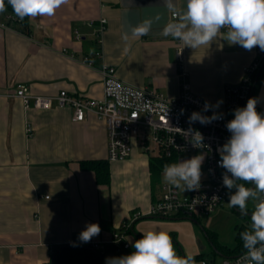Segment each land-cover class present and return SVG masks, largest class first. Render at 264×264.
Returning <instances> with one entry per match:
<instances>
[{"label": "crops", "instance_id": "0c3cea01", "mask_svg": "<svg viewBox=\"0 0 264 264\" xmlns=\"http://www.w3.org/2000/svg\"><path fill=\"white\" fill-rule=\"evenodd\" d=\"M174 2L178 8L185 4ZM158 15L161 20L155 21ZM172 15L164 0H68L52 17H29L30 35L4 25L0 16V264H51L57 247L82 244L78 236L87 223L99 224L98 251L105 258L131 253L145 231L163 230L178 255H191L196 264L213 259L205 253V233L194 217L131 220L134 212L145 215L163 186L171 185L157 160L174 158L177 163L195 155L161 158L147 152L137 138L129 159L109 162L106 124L92 113L84 122H74L72 108L54 103L40 110L31 101L27 109L15 95L24 85L37 97H56L65 90L99 100L104 97L102 66L107 64L126 84L177 98L180 50L192 92L213 105L222 100L218 109L223 112L227 84L240 83L259 47L245 50L220 35L211 45L193 50L161 34L167 22L176 20ZM102 18L108 24L101 43L104 57L97 61L95 30ZM146 19L154 21L151 31L131 37L130 28ZM85 58L93 59V65ZM255 86L252 97L258 99L257 111L264 113V65ZM89 160L109 163L108 184L82 168ZM205 178L202 164L201 180ZM127 223L130 249L117 250L108 241Z\"/></svg>", "mask_w": 264, "mask_h": 264}, {"label": "clouds", "instance_id": "9594fccd", "mask_svg": "<svg viewBox=\"0 0 264 264\" xmlns=\"http://www.w3.org/2000/svg\"><path fill=\"white\" fill-rule=\"evenodd\" d=\"M68 0H7L14 13L20 18L52 17L57 9ZM164 7L177 17L162 29V35L171 36L193 50L211 45L218 36L229 45H239L245 50L259 47L264 51V0H185L178 8L174 0H164ZM6 11L4 0H0V13ZM161 17H155L160 21ZM153 19H146L130 28L133 38L147 35ZM222 33V30H225ZM129 39V33L123 35ZM207 101L204 111L219 108ZM258 99L249 98L246 106L233 111L234 118L226 123L231 133L227 141L217 151L220 155L218 166L225 171L222 184L228 190V205L239 210L241 215H249V201H255L250 213V230L240 233L243 247L247 250L244 259L247 264H264V113L257 111ZM183 113V110H181ZM222 118L213 112L212 116L193 112L188 123L210 124ZM185 139L195 148L204 146L201 132L193 128L183 131ZM203 154L195 155L177 163L163 166L164 180L176 188L193 191L200 188ZM243 183H240V182ZM252 184L254 187H246ZM214 198H216L214 196ZM101 228L98 223H87L79 233L78 240L88 243L98 236ZM71 243V242H70ZM134 249L127 255L106 258V264H196L191 255L180 256L168 232L148 230L132 244Z\"/></svg>", "mask_w": 264, "mask_h": 264}, {"label": "built area", "instance_id": "2783aa9c", "mask_svg": "<svg viewBox=\"0 0 264 264\" xmlns=\"http://www.w3.org/2000/svg\"><path fill=\"white\" fill-rule=\"evenodd\" d=\"M172 16L177 19L176 16ZM3 24L6 25L5 22ZM107 24L108 21L102 18L95 30L98 50L94 59L97 61L104 57L101 43ZM224 31L226 29L222 30ZM74 36L77 40L82 39V35L77 31L74 32ZM177 59L181 89L177 98H170L158 90L141 89L126 84L117 76L116 68L107 64L102 66L104 97L99 100L77 96L65 90L60 91L56 97H37L30 94L28 87L24 85H19L15 92L27 109L31 101L34 108L40 110L50 109L56 103L62 107L72 108L74 122H84L87 113H92L98 121H103L107 127L109 162L129 159L132 142L137 138L141 140V145L147 152L161 158L187 157L201 153L205 156L203 167L206 178L201 180L198 190L184 192L174 186L164 185L162 195L145 215L140 212L132 214L133 222L146 217L161 219L186 216L198 219L214 213L229 199L228 190L222 184V174L225 170L218 166L220 155L217 149L231 135L226 123L234 118L233 111L238 107L246 106L248 99L252 97L256 77L264 63V51L257 49L255 60L245 68L240 83L227 84L223 112L218 108L204 111L206 100L196 96L190 89L180 50ZM84 60L93 65V59V61L90 58ZM208 103L213 105L211 102ZM194 111L201 112L205 116H212L213 112H217L222 114V118L210 124H201L197 121L190 125L188 118ZM190 127L202 133L204 137L202 148L193 147L185 139L183 131H187ZM251 187L254 186L251 184ZM131 223L123 225L111 234L112 237L108 242L115 249H130ZM101 244L96 236L90 242L82 243L94 250H98ZM246 253L247 250L234 257L219 255L217 259H205L202 264H247L244 259Z\"/></svg>", "mask_w": 264, "mask_h": 264}, {"label": "trees", "instance_id": "16d2710c", "mask_svg": "<svg viewBox=\"0 0 264 264\" xmlns=\"http://www.w3.org/2000/svg\"><path fill=\"white\" fill-rule=\"evenodd\" d=\"M4 2H5L6 11H4L3 13H0L3 21L10 27L14 26L23 34L30 35L31 34V23H29V17L20 19L12 10L11 5L7 3V0H4ZM157 161H158V166L162 168L165 164L176 163L174 158L173 159H159ZM81 164L84 170L88 169V170H92L95 172L97 181L100 184L109 183L111 177H110V172H109V163L107 161L105 160L90 161L89 160L87 162H82ZM245 186L252 188L251 184H246ZM198 225L201 226L199 222H198ZM202 231L206 232L207 238L216 248L215 251L213 250L212 252L213 258H216L219 255L225 256V257H234V255L240 254L246 250L243 247V241L241 237H240V240L238 241L239 245L235 247L234 250H230L227 247L221 245L220 243L219 244L217 243L216 235L213 232L209 231L205 227H202ZM76 262L87 263V264H106V258L98 250H94L91 247L76 243V244H68V245H62L60 247H57L54 250L53 261L51 264H65V263L66 264H76Z\"/></svg>", "mask_w": 264, "mask_h": 264}, {"label": "rangeland", "instance_id": "374dc122", "mask_svg": "<svg viewBox=\"0 0 264 264\" xmlns=\"http://www.w3.org/2000/svg\"><path fill=\"white\" fill-rule=\"evenodd\" d=\"M255 201H249L248 211L249 215H241L238 209L231 208L228 205V200L210 215H204L197 219L202 227L216 235L217 243L234 250L240 240V233L250 230V213L254 210ZM200 228V226L198 225ZM201 229V228H200ZM202 240L205 246V253L213 255V247L209 244L205 234L202 233Z\"/></svg>", "mask_w": 264, "mask_h": 264}, {"label": "water", "instance_id": "95a60500", "mask_svg": "<svg viewBox=\"0 0 264 264\" xmlns=\"http://www.w3.org/2000/svg\"><path fill=\"white\" fill-rule=\"evenodd\" d=\"M257 79H258V75H257L256 80H255V85H256ZM192 220H193V219H192ZM193 221L196 222V223L198 224V221H197L196 219H194ZM200 228L202 229V226H200ZM204 233H205V236H206V232H204ZM206 238H207V236H206ZM207 239H208V238H207ZM208 241H209V244L212 245L213 250L215 251L216 248L214 247V245L210 242L209 239H208Z\"/></svg>", "mask_w": 264, "mask_h": 264}]
</instances>
